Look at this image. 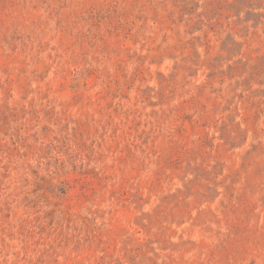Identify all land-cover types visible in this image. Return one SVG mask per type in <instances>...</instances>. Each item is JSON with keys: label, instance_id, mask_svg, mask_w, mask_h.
<instances>
[{"label": "rangeland", "instance_id": "1", "mask_svg": "<svg viewBox=\"0 0 264 264\" xmlns=\"http://www.w3.org/2000/svg\"><path fill=\"white\" fill-rule=\"evenodd\" d=\"M0 264H264V0H0Z\"/></svg>", "mask_w": 264, "mask_h": 264}]
</instances>
